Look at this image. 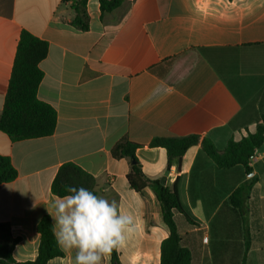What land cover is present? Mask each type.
<instances>
[{
    "label": "crops",
    "instance_id": "0c3cea01",
    "mask_svg": "<svg viewBox=\"0 0 264 264\" xmlns=\"http://www.w3.org/2000/svg\"><path fill=\"white\" fill-rule=\"evenodd\" d=\"M73 1L0 0V112L22 31L48 46L37 97L56 112L48 137L14 142L0 132V155L17 172L0 185V223L19 239L12 259H35L36 226L44 216L53 223L51 183L73 163L94 178L97 195L134 216L118 264H160L169 230L156 196L148 186L134 191L132 161L110 155L126 139L141 146L135 156L147 180L168 172L164 186L175 187L187 215L173 218L190 264H264V144L241 211L227 199L248 178L242 167L218 169L199 142L167 169L165 150L148 147L196 135L221 150L254 133L264 112V0H122L109 13L86 0V31L71 25ZM61 253L47 264H70Z\"/></svg>",
    "mask_w": 264,
    "mask_h": 264
},
{
    "label": "trees",
    "instance_id": "16d2710c",
    "mask_svg": "<svg viewBox=\"0 0 264 264\" xmlns=\"http://www.w3.org/2000/svg\"><path fill=\"white\" fill-rule=\"evenodd\" d=\"M100 11L109 13L118 8L122 0H98ZM86 0H75L71 8L74 18L71 25L81 31L88 29V17L85 11ZM48 51L44 41L37 39L26 31H22L16 47L14 61L8 81L7 92L3 108L0 112V132L4 133L11 141H23L48 137L53 134L56 126V112L47 103L37 97V89L42 80V71L39 63ZM200 142L202 150L214 162L218 169L226 170L240 166L248 177L228 197V203L235 209L241 208L247 201L252 187L257 179L252 176L250 166L256 150L264 144V112L260 115L254 133L248 134L238 142L228 141L218 150L208 139L199 141L196 135L177 138H154L148 144L149 148H163L167 156V169L176 161L180 162L188 148ZM140 145L126 139L119 141L111 150L114 159L126 158L133 163L127 180L130 187L140 192L148 186L154 192L160 205L162 217L169 230V236L161 243L160 264H190V252L180 246V239L174 222V212L187 216L182 209L175 187L168 188L159 181L147 180L135 156ZM17 177L16 169L8 157L0 155V185L9 183ZM72 185L77 188L85 187L95 194L94 178L73 163L62 164L51 183V193L54 196L66 194L65 186ZM39 235L37 255L33 261L16 263L12 259V250L18 242L13 238L7 224L0 223V264H47L50 260L62 256L52 233V222L48 216L40 219L36 226ZM245 248H248L246 243ZM112 262H117V252L111 254ZM118 263V262H117Z\"/></svg>",
    "mask_w": 264,
    "mask_h": 264
},
{
    "label": "clouds",
    "instance_id": "9594fccd",
    "mask_svg": "<svg viewBox=\"0 0 264 264\" xmlns=\"http://www.w3.org/2000/svg\"><path fill=\"white\" fill-rule=\"evenodd\" d=\"M65 192L45 203L57 245L70 264H104L137 231L134 216L85 187L66 185Z\"/></svg>",
    "mask_w": 264,
    "mask_h": 264
},
{
    "label": "water",
    "instance_id": "95a60500",
    "mask_svg": "<svg viewBox=\"0 0 264 264\" xmlns=\"http://www.w3.org/2000/svg\"><path fill=\"white\" fill-rule=\"evenodd\" d=\"M132 163H134V162H132ZM168 174V172H165V174H164V177H162L160 180H159V183L161 184V185H164V180H165V176ZM113 264H118L117 262H114Z\"/></svg>",
    "mask_w": 264,
    "mask_h": 264
},
{
    "label": "built area",
    "instance_id": "2783aa9c",
    "mask_svg": "<svg viewBox=\"0 0 264 264\" xmlns=\"http://www.w3.org/2000/svg\"><path fill=\"white\" fill-rule=\"evenodd\" d=\"M203 241L205 242L206 241V238H204Z\"/></svg>",
    "mask_w": 264,
    "mask_h": 264
}]
</instances>
